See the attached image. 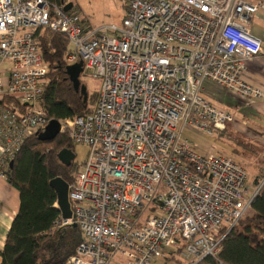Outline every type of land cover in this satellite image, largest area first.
<instances>
[{
	"label": "built area",
	"instance_id": "built-area-1",
	"mask_svg": "<svg viewBox=\"0 0 264 264\" xmlns=\"http://www.w3.org/2000/svg\"><path fill=\"white\" fill-rule=\"evenodd\" d=\"M261 10V0H127L121 27L95 29L48 0H0V94L25 105L0 108L1 177L51 121L35 30L65 35L69 64L81 59L101 82L93 112L60 122L73 145L88 147L69 186L72 217L56 224L85 238L66 264H155L178 251L198 264L220 253L260 190L249 198L246 170L199 156L183 131L214 135L236 121L203 96L206 80L244 101L264 98L244 79L248 63L264 59L250 29Z\"/></svg>",
	"mask_w": 264,
	"mask_h": 264
},
{
	"label": "trees",
	"instance_id": "trees-1",
	"mask_svg": "<svg viewBox=\"0 0 264 264\" xmlns=\"http://www.w3.org/2000/svg\"><path fill=\"white\" fill-rule=\"evenodd\" d=\"M48 1L63 7L67 5L66 0ZM70 12H76L74 4ZM34 38L47 66L46 82L40 99V106L47 117L61 122L93 112L99 91L89 95L87 85L81 78V84L87 89V99L74 89L67 74L71 54L67 37L39 28L34 31ZM6 102L8 104L5 107L10 109L13 107L9 104L21 110L25 108L16 97H9ZM241 146L240 144L239 147ZM73 148L66 133H60L49 142L41 141L38 134H34L15 155L13 166L11 168L9 165L6 177L9 184L19 192L20 207L5 245L0 250V264H66L85 241L79 227L68 226L56 230V224L62 217L56 206L57 193L50 185L55 178H62L69 186L74 183L82 165L73 161L67 166L58 158L63 149L74 153ZM252 209L255 216L240 220V227L237 228L238 223L227 233L220 253L216 257H207L198 264H264L263 188L253 199ZM225 233L224 230L219 237H223Z\"/></svg>",
	"mask_w": 264,
	"mask_h": 264
},
{
	"label": "rangeland",
	"instance_id": "rangeland-1",
	"mask_svg": "<svg viewBox=\"0 0 264 264\" xmlns=\"http://www.w3.org/2000/svg\"><path fill=\"white\" fill-rule=\"evenodd\" d=\"M67 5L74 4L76 12L90 28L101 29L110 26H122V20L126 14L127 0H66ZM256 0H251L255 3ZM264 2V0H261ZM261 12V13H260ZM262 14L259 11L257 14ZM256 18V17H255ZM259 27L263 25V19L256 20ZM251 26V25H250ZM82 82L87 85L89 95L96 94L101 88V82L87 72L82 74ZM203 96L211 101H216L217 105L231 109L235 123H229L226 130L221 134L215 132L209 135L195 129L186 128L183 131V138L187 139L193 150L202 157L224 156L233 159L239 163L248 174L246 188L249 191L248 197L255 194L261 188L264 189V134L255 132L256 126L252 120H249L243 109L237 108L244 104L243 99L228 94L222 86L211 80H206L203 84ZM230 96V97H229ZM239 109V110H238ZM230 111V110H229ZM240 144L242 145L241 147ZM244 145V146H243ZM75 159L78 165H83L87 159L88 147L84 145H74ZM256 182L258 185H256ZM252 195V196H253ZM57 204V203H56ZM57 206V205H56ZM255 212L252 207L241 219L244 221L253 218ZM240 221V222H241ZM239 223V222H238ZM238 225V224H237ZM78 227V226H77ZM240 227L239 226L237 228ZM59 225L56 230L63 229ZM171 259V260H170ZM121 259L116 258L110 264H118ZM155 264H188L181 251L173 253L170 257L159 259Z\"/></svg>",
	"mask_w": 264,
	"mask_h": 264
},
{
	"label": "crops",
	"instance_id": "crops-1",
	"mask_svg": "<svg viewBox=\"0 0 264 264\" xmlns=\"http://www.w3.org/2000/svg\"><path fill=\"white\" fill-rule=\"evenodd\" d=\"M262 14L254 15L250 23L251 34L255 38L259 39L264 46V23L261 27L255 22L256 20L263 19L264 22V10H261ZM261 13V12H260ZM256 17V18H255ZM10 64L5 62L2 65L4 83L9 81L8 69ZM244 79L255 87H258L264 92V59H256L249 62L247 65ZM230 97V96H229ZM8 98V99H6ZM235 98V97H234ZM9 97L0 94V108L5 107L8 103ZM210 100V99H208ZM211 101V100H210ZM217 103L216 101H211ZM242 105L235 106L236 109H243L249 120H252L256 126L255 132L257 131L260 135L264 134V98L254 100L252 102L245 101ZM13 109H19L9 104ZM232 111L231 109H229ZM239 110V109H238ZM20 207L19 192L11 186L6 177L0 176V250L5 245L7 234L10 230L11 224L16 217Z\"/></svg>",
	"mask_w": 264,
	"mask_h": 264
},
{
	"label": "water",
	"instance_id": "water-1",
	"mask_svg": "<svg viewBox=\"0 0 264 264\" xmlns=\"http://www.w3.org/2000/svg\"><path fill=\"white\" fill-rule=\"evenodd\" d=\"M73 5L69 4L64 7L65 11H70ZM84 62L79 60L74 64H71L67 67V74L70 80L73 83L74 89L77 92H81L82 95L87 99V89L84 85L81 84L80 78L84 74ZM61 124L57 120H51L50 123L45 127L44 131L38 134V137L41 141H53L61 133ZM59 160L69 166L75 159L74 153L69 149H63L58 154ZM13 161L10 162V167L12 168ZM51 187L56 191L58 200L57 207L61 211V217L63 220L71 219L72 210L71 204L68 198L69 185L62 178H55L50 182ZM77 227V225H73Z\"/></svg>",
	"mask_w": 264,
	"mask_h": 264
}]
</instances>
